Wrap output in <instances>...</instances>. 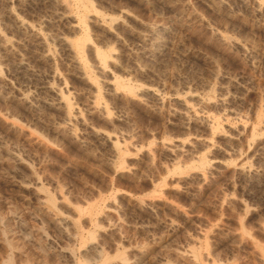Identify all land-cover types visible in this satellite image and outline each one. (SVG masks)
Segmentation results:
<instances>
[{"label": "rangeland", "instance_id": "obj_1", "mask_svg": "<svg viewBox=\"0 0 264 264\" xmlns=\"http://www.w3.org/2000/svg\"><path fill=\"white\" fill-rule=\"evenodd\" d=\"M83 2L91 45L116 57L101 75L83 47L98 93L55 41L81 37L61 7L0 0V264H264V126L234 135L264 122V12L249 0ZM9 10L40 28L52 60ZM93 14L116 21L107 29ZM51 67L76 117L43 89ZM114 77L136 93L105 86Z\"/></svg>", "mask_w": 264, "mask_h": 264}, {"label": "bare ground", "instance_id": "obj_2", "mask_svg": "<svg viewBox=\"0 0 264 264\" xmlns=\"http://www.w3.org/2000/svg\"><path fill=\"white\" fill-rule=\"evenodd\" d=\"M54 4H56L58 7H61L66 13V15H63L61 14L60 16L62 18H71V22L68 24V30L73 33V34H78L80 33L81 34V37L76 39V40H71L67 37H65L64 35H59L56 37V40L57 43H58V46L60 45V48L62 47L65 52H66V55H67V58H68V62H69V66L71 67L70 69H72L73 72H75V74H77L79 77H81L82 79H86V80H89L93 83V86L96 87L97 89V93L100 91V86L99 84L94 81L91 77L92 75L90 74V68L89 66L87 65V62L85 61L84 59V56H83V47L86 45L87 49L91 50L94 52V57H93V62H94V65H93V68L98 72V74H101V75H106L108 73V70H107V66L109 64H114V61L116 60L115 58V55L113 54V52H103L101 50H98V49H95V47L93 48V46L91 45V41H89V38H88V34L86 33V29H85V25H84V21H86L87 18L90 14V9H89V5H87L85 2H83V0H51ZM252 4V11L254 14H262L264 12V0H249ZM6 3V2H5ZM89 3V2H88ZM217 4V3H216ZM47 6V5H46ZM91 6V5H90ZM56 7V6H55ZM184 7V6H183ZM60 8V9H61ZM94 8V7H93ZM74 9L76 10V13L77 15H73V11ZM94 10V9H93ZM92 10V12H93ZM96 11V10H95ZM191 11V10H190ZM63 12V11H61ZM192 12V11H191ZM9 15L11 17H13V20L15 21L18 30L20 29L21 31H24L28 34H30L32 37L36 38L39 40V45L40 48H41V56L43 57V59H46L47 61H50L52 60L51 58V52H50V47L48 48L46 43H45V38L42 37V33H41V30L40 28L38 29L37 27H34L33 25H31L29 22L25 21L24 19H21L19 18L16 14H14V12H12L11 10L8 11ZM60 14V13H59ZM99 14V13H98ZM94 15V14H93ZM93 17H95L94 19L96 20V22L101 26V27H105V28H109L110 26V23H112V20L114 19L116 21V18H108L106 16H102L103 18L101 19H97V16L94 15ZM108 18V19H105ZM131 17V16H130ZM259 17V16H258ZM61 20V19H60ZM92 20V19H91ZM9 21V20H8ZM66 21V20H64ZM94 21V20H93ZM112 25V24H111ZM54 26V25H53ZM87 26V25H86ZM112 27V26H111ZM110 27V28H111ZM64 29V28H63ZM96 29V28H95ZM130 29V28H129ZM99 30V29H98ZM106 30V29H105ZM111 30V29H110ZM147 30L148 32L150 33H153L155 30L152 28V27H148L147 26ZM143 31V30H142ZM47 35V34H46ZM47 37V36H46ZM115 38V37H114ZM137 38L141 41H146V34H137ZM164 38V37H163ZM218 38L225 44L227 45H230V46H233L235 48H238L240 49L242 52L244 53H247L249 52V49L247 48V46L244 44V43H241L237 40H235L234 38H230L228 36H225L222 35V33H218ZM98 39V38H97ZM52 40V39H51ZM155 40V39H154ZM53 41V40H52ZM51 41V42H52ZM1 43V42H0ZM8 47V46H7ZM102 47V46H101ZM112 48V47H111ZM117 48V47H116ZM243 54V53H242ZM91 55V54H90ZM253 56V55H252ZM38 57V56H37ZM91 57V56H90ZM264 57V56H263ZM65 58V59H67ZM251 61V60H250ZM57 62V61H56ZM92 62V60H91ZM118 63V62H117ZM51 64V63H50ZM68 65V63H67ZM92 66V65H91ZM69 69V68H68ZM92 73V72H91ZM210 73V72H209ZM105 77V76H103ZM113 78V77H112ZM224 78V77H223ZM48 79L47 82L45 83L43 89L48 92L49 94L52 95L53 97V100H55L54 102H56V105L59 106H62L61 108H64V112H65V119H70L71 117H76L77 116V110L71 105L68 97L64 94L65 90L64 87L62 86V82H61V78H59L56 70L51 67L48 71ZM221 79V78H220ZM122 80V79H121ZM117 78L114 77V79L112 81H106L105 83V86H113V88L115 89V91L117 89H121L122 91L126 92V93H130V94H134L136 92H132L131 90V87L130 85H128V83H126L125 81H121ZM54 82L56 85H54ZM105 82V81H104ZM103 85V84H102ZM197 86V85H196ZM205 86V85H204ZM103 87V86H102ZM133 88V87H132ZM108 89V88H107ZM143 89V88H142ZM147 88H144L142 90V92H146ZM137 91V90H136ZM194 91V90H193ZM202 92V91H201ZM94 94V93H93ZM125 94V93H124ZM197 95V94H196ZM193 96V95H191ZM190 97V96H189ZM206 98V97H205ZM195 99V98H194ZM198 99V97H197ZM202 99V98H201ZM259 99V98H258ZM93 100H94V103L96 104H99L101 103L100 102V97L98 95H94L93 97ZM154 100V99H153ZM204 100V98H203ZM202 100V101H203ZM206 100H211V99H207ZM205 100V101H206ZM218 100H221V99H218ZM162 101V100H161ZM197 101V100H196ZM200 102V100H198ZM226 101V100H225ZM93 103V102H92ZM196 103V102H195ZM203 103V102H202ZM209 101H207L205 103L208 104ZM51 104V103H50ZM55 105V104H54ZM98 106V105H97ZM187 107V106H186ZM189 107V106H188ZM220 108V107H219ZM187 109V108H186ZM205 109V108H204ZM185 112V111H184ZM254 112V111H253ZM187 115V114H186ZM234 115V114H233ZM235 116V115H234ZM245 116V115H244ZM261 114L260 115H256V121L257 123L255 124H250L248 122H245L243 121V123H241L240 121V129L239 131H235L236 133L234 135L236 136H239L241 135L242 133H244L245 131H247L248 129L250 130V135L252 137H255L257 135H259L260 137V133L259 131L261 129H263V126H264V122L263 120L261 119ZM246 117V116H245ZM208 118V117H207ZM235 118V117H234ZM238 118V117H237ZM243 118V117H242ZM240 118V120L242 119ZM247 118V117H246ZM204 119V118H203ZM211 120V119H210ZM234 120V119H233ZM246 120V119H245ZM189 121V120H188ZM209 121V120H208ZM229 121V120H228ZM227 121V122H228ZM237 121V120H236ZM211 122V121H210ZM233 122V121H232ZM217 123V122H214V124ZM229 123V122H228ZM208 124V123H207ZM263 124V125H262ZM206 125V124H205ZM234 126V125H233ZM232 126V127H233ZM238 126V125H237ZM210 127V126H209ZM215 127V126H214ZM220 128V127H219ZM218 127L215 128V130L219 129ZM233 129V128H232ZM248 130V131H249ZM214 131V129H213ZM218 131V130H217ZM225 131V130H224ZM222 132V131H220ZM261 132V131H260ZM90 133L97 137V139H101L103 140L104 142L105 141H108L110 142L111 144V150L113 153H120V148L116 145L115 142H113V136L109 133H105V132H102L100 130H97V129H91L90 130ZM234 133V132H233ZM232 133V134H233ZM248 133V132H247ZM232 134H230L232 136ZM213 135V134H212ZM225 135V134H223ZM233 135V136H234ZM244 135V134H243ZM242 135V136H243ZM246 135V134H245ZM249 135V134H248ZM215 136V135H214ZM219 136V135H218ZM227 136V135H226ZM230 136V137H231ZM235 137V136H234ZM240 137V136H239ZM229 138V137H228ZM258 138V136H257ZM234 139V138H233ZM249 139V138H247ZM239 141V140H238ZM229 143V141H228ZM253 143V142H252ZM260 143V142H259ZM156 144V143H155ZM154 144V145H155ZM163 145V144H162ZM262 145V144H261ZM165 146V145H164ZM177 146H183V143H179L177 144ZM153 147V146H152ZM164 149V148H163ZM233 149V148H232ZM127 150V149H126ZM231 150V149H230ZM218 151V150H217ZM228 152V151H227ZM242 152V151H241ZM146 153V152H144ZM147 154V153H146ZM239 154V153H238ZM116 156V155H115ZM121 156V154H120ZM119 156V157H120ZM148 156V154H147ZM155 156V155H154ZM194 156V155H193ZM207 157H203V159L200 161V166L203 168V169H207L209 168V166L213 165V162L205 159ZM151 159V158H150ZM227 161V160H226ZM237 162V161H236ZM198 165V168L200 167ZM234 165V164H233ZM235 169L236 171H238V173H244V172H247V170L250 168V166L248 165V163H240V164H236L235 163ZM196 168V167H195ZM200 169V168H199ZM202 169V170H203ZM174 170V169H173ZM200 169V171H202ZM204 170V171H205ZM210 173V172H209ZM200 175H202V172L200 173ZM252 175V174H251ZM202 177V176H201ZM204 177V176H203ZM202 177V179H203ZM212 177V176H211ZM185 178V177H184ZM199 178V177H198ZM197 178V179H198ZM207 178V177H206ZM169 180V179H168ZM192 181V180H191ZM185 182V181H184ZM166 184V183H165ZM226 195V194H225ZM229 199V198H228ZM45 202L48 204V205H51L52 204V201H51V198L49 199L48 197H46L45 199ZM226 202V201H225ZM228 203V202H227ZM242 204V203H241ZM184 215V214H183ZM185 217V216H184ZM64 219V218H63ZM60 222V221H59ZM63 223V220L61 221ZM169 223V221H168ZM167 223V224H168ZM170 225V224H169ZM66 226V225H65ZM196 232V231H195ZM233 235V234H232ZM240 237V236H239ZM89 239V238H88ZM91 239V238H90ZM92 246V244H90ZM250 245V244H249ZM94 248V247H92ZM90 250V248H89ZM119 254V253H118ZM120 255V254H119ZM122 256V255H121ZM72 257V256H71ZM70 257V259H71ZM100 258V257H99ZM260 258V257H259ZM72 259H74L72 257ZM111 260V259H110ZM260 260V259H259ZM73 261V260H72ZM100 261V260H99ZM83 264V262H81ZM111 262H109V260L104 257L101 261V264H109ZM5 264V263H4ZM73 264V262H72ZM76 264V263H75ZM85 264V262H84Z\"/></svg>", "mask_w": 264, "mask_h": 264}]
</instances>
